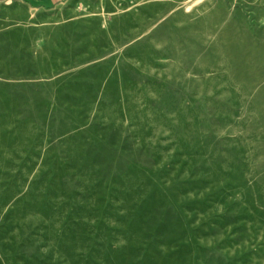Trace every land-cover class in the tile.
<instances>
[{
  "label": "rangeland",
  "instance_id": "374dc122",
  "mask_svg": "<svg viewBox=\"0 0 264 264\" xmlns=\"http://www.w3.org/2000/svg\"><path fill=\"white\" fill-rule=\"evenodd\" d=\"M0 264H264V0L0 3Z\"/></svg>",
  "mask_w": 264,
  "mask_h": 264
},
{
  "label": "crops",
  "instance_id": "0c3cea01",
  "mask_svg": "<svg viewBox=\"0 0 264 264\" xmlns=\"http://www.w3.org/2000/svg\"><path fill=\"white\" fill-rule=\"evenodd\" d=\"M7 0H0V3ZM20 1L22 4L37 6L38 8L51 7L57 5L65 0H16Z\"/></svg>",
  "mask_w": 264,
  "mask_h": 264
}]
</instances>
